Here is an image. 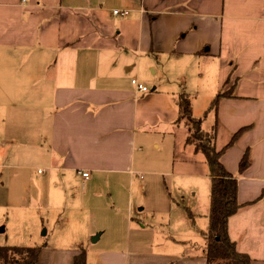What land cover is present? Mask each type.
<instances>
[{
    "label": "crops",
    "instance_id": "obj_1",
    "mask_svg": "<svg viewBox=\"0 0 264 264\" xmlns=\"http://www.w3.org/2000/svg\"><path fill=\"white\" fill-rule=\"evenodd\" d=\"M231 73L236 96L220 100L204 129L215 131L220 149L245 129L221 162L238 180L239 202H255L230 218L228 230L239 251L264 264V195L255 194L264 186V0H0V246L28 239L22 247L41 246L50 235L40 260L48 253L45 264H72L78 249L102 241L107 225L110 246L101 249L125 252L103 253L94 264H207L194 214L168 242L159 241L156 221L142 224L156 240L140 235L131 254L123 234L116 243L118 202L101 208L88 192L143 173L210 178L204 155L185 143L187 129L174 125V102L182 91L193 102L208 95L210 107ZM212 77L210 89L199 87ZM133 79L149 91L138 93ZM167 143L172 163L163 172L166 162L149 155ZM245 152L251 163L239 173Z\"/></svg>",
    "mask_w": 264,
    "mask_h": 264
},
{
    "label": "rangeland",
    "instance_id": "obj_2",
    "mask_svg": "<svg viewBox=\"0 0 264 264\" xmlns=\"http://www.w3.org/2000/svg\"><path fill=\"white\" fill-rule=\"evenodd\" d=\"M145 68V67H144ZM143 68V71H144ZM150 73H153L150 70ZM178 78V75L175 77ZM215 83L214 77L206 78L204 83L199 87L201 89H210L212 85ZM174 84L179 87V82L175 79ZM153 87L152 85H150ZM180 91L179 93H181ZM178 95V94H177ZM176 95V96H177ZM189 95V94H188ZM191 101L193 102V96L189 95ZM208 95L207 100L203 101L202 99L199 101L193 102L194 108V116L202 117L206 112V109L209 107ZM214 118L210 115L209 119L204 122V128H211ZM230 140V139H229ZM229 140L227 142H229ZM220 150V148H217ZM222 149V148H221ZM149 160L158 159L162 162H166L167 169L163 172H169L168 168H171L169 164L172 163V150L168 146V143L165 147L162 148L161 152H157L150 149ZM157 153V154H156ZM148 154V153H147ZM145 154V156H147ZM138 162H144L143 156L137 157ZM242 159V158H241ZM148 161V160H147ZM147 163V162H146ZM152 169H160V164L152 162L149 164ZM141 175H133L132 181L129 178L120 181L114 186L106 183H99L97 186H94L89 193L98 194V198L96 199V204H98L101 208H106L107 205L113 203V201L118 202L116 208H114V213L118 217L117 224H119V237L116 239V243H120L122 241L129 242L128 252L131 254L136 250L133 248V241L137 239V237L142 236V239L146 242H154L156 237L152 234V231H143L140 230L142 224H145L149 220H154L157 222L155 226L158 231V237L160 242H168L171 239V236L176 238L180 236V231H183V221H190L189 215L194 214V218L196 221V227L204 230V233L209 231V220L208 214L210 210V192H211V180L202 179V180H194L193 182H189L190 179L187 178H176L171 177L170 175L165 176H152L149 173H143L142 178ZM143 179V180H142ZM134 180V181H133ZM188 181L189 186L185 188V185L182 184ZM161 183V189L157 190L156 188H151V186L156 185L157 183ZM148 184V187H147ZM252 191V190H251ZM1 193V192H0ZM255 194L264 195V186L257 187L255 189ZM185 195V199H182L181 196ZM259 196V195H258ZM260 196V197H261ZM244 198V186L241 187L240 199ZM131 200L132 207L129 205V201ZM131 208L130 214L129 209ZM93 219L91 217V222L96 223L97 216L93 212ZM91 215V216H92ZM187 219V220H186ZM131 222V223H130ZM190 223V222H189ZM123 225V228H122ZM191 225V224H190ZM1 226V229H3ZM56 227V223L51 225L49 230H52ZM106 232L101 242L92 243L88 246V259L89 264H94L95 258H98L101 254L109 252L113 254L120 255L125 252V249H101L103 247H109L110 244L107 243V238H109L112 234L109 226L105 225ZM47 229V227H43L40 235ZM121 231V232H120ZM2 234V233H1ZM99 233H97L98 235ZM42 240V245L45 244V248L47 244H51L53 238L49 236H43L40 238ZM177 239V238H176ZM24 243V239L20 240ZM92 241V239H90ZM200 245H204V251L206 248V240L204 236H199ZM31 244V240L28 239L26 245L29 246ZM146 244V243H145ZM20 245V244H19ZM41 245V246H42ZM39 246V245H37ZM44 249V248H43ZM149 249V248H147ZM152 250V249H150ZM158 250H166V249H158ZM173 251L181 249H172ZM197 250H202L197 249ZM50 257V254H43V261L41 258L42 264L46 263V259Z\"/></svg>",
    "mask_w": 264,
    "mask_h": 264
},
{
    "label": "trees",
    "instance_id": "obj_3",
    "mask_svg": "<svg viewBox=\"0 0 264 264\" xmlns=\"http://www.w3.org/2000/svg\"><path fill=\"white\" fill-rule=\"evenodd\" d=\"M238 78L229 75L203 117H195L190 96L182 92L175 99L178 117L174 125L187 129L186 145H192L196 153L204 155L211 178L210 210L208 214L209 231L203 233L206 240L205 255L207 264H253L251 256L238 250L236 243L229 236L228 223L244 205L238 200V180L221 162V156L232 147L245 129L236 132L229 142L220 150L217 149L215 131L208 132L203 127L204 119L209 113H217L222 98L235 97ZM248 152H245L240 163L239 173L250 166ZM263 195L260 197V199ZM192 215V214H190ZM45 244L42 246H0V264H38ZM86 248L78 249L72 264H88Z\"/></svg>",
    "mask_w": 264,
    "mask_h": 264
},
{
    "label": "built area",
    "instance_id": "obj_4",
    "mask_svg": "<svg viewBox=\"0 0 264 264\" xmlns=\"http://www.w3.org/2000/svg\"><path fill=\"white\" fill-rule=\"evenodd\" d=\"M113 14L121 15V16H128L129 11H127V10H123V11L113 10ZM132 85L135 87V89L138 93H146L149 91V87L137 79L132 80ZM83 176L87 178L89 176V173L85 172V173H83Z\"/></svg>",
    "mask_w": 264,
    "mask_h": 264
},
{
    "label": "water",
    "instance_id": "obj_5",
    "mask_svg": "<svg viewBox=\"0 0 264 264\" xmlns=\"http://www.w3.org/2000/svg\"><path fill=\"white\" fill-rule=\"evenodd\" d=\"M3 231H4V228L1 229V232H3ZM43 234L44 235L46 234V230L43 232ZM97 239H98V236L93 237L92 242H95Z\"/></svg>",
    "mask_w": 264,
    "mask_h": 264
}]
</instances>
